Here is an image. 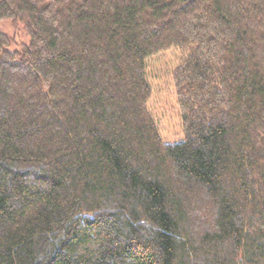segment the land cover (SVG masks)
Segmentation results:
<instances>
[{"label":"trees","instance_id":"obj_1","mask_svg":"<svg viewBox=\"0 0 264 264\" xmlns=\"http://www.w3.org/2000/svg\"><path fill=\"white\" fill-rule=\"evenodd\" d=\"M0 264H264V0H0ZM174 47L183 137L150 109Z\"/></svg>","mask_w":264,"mask_h":264},{"label":"rangeland","instance_id":"obj_2","mask_svg":"<svg viewBox=\"0 0 264 264\" xmlns=\"http://www.w3.org/2000/svg\"><path fill=\"white\" fill-rule=\"evenodd\" d=\"M0 32L14 40L12 48L28 43L30 37L11 20H0ZM186 58V52L174 47L147 60L148 77L153 86L150 109L165 141L175 142L183 137L182 121L176 101L172 71Z\"/></svg>","mask_w":264,"mask_h":264}]
</instances>
